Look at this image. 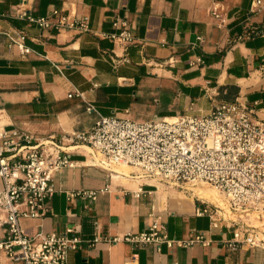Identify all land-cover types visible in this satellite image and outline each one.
<instances>
[{
	"label": "crops",
	"instance_id": "1",
	"mask_svg": "<svg viewBox=\"0 0 264 264\" xmlns=\"http://www.w3.org/2000/svg\"><path fill=\"white\" fill-rule=\"evenodd\" d=\"M18 9L87 15L88 30L40 27ZM117 20L133 42L109 36L123 30ZM4 32H23L29 52L9 47ZM73 89L83 97H68ZM87 102L103 116L135 121L205 115L239 102L264 120V0H0V125L61 138L72 162L53 176L47 213L20 218L24 232L71 229L80 242L65 264H264V248L228 244L229 221L196 212L209 204L193 189L140 177L133 167L128 174L103 169L87 144L67 139L94 124ZM83 191L95 198L75 194ZM155 219L171 246L122 240L148 232ZM198 234L201 241L181 244ZM113 237L121 240L107 241ZM0 264L20 263L0 250Z\"/></svg>",
	"mask_w": 264,
	"mask_h": 264
},
{
	"label": "built area",
	"instance_id": "2",
	"mask_svg": "<svg viewBox=\"0 0 264 264\" xmlns=\"http://www.w3.org/2000/svg\"><path fill=\"white\" fill-rule=\"evenodd\" d=\"M213 12L218 16L215 9ZM17 14L40 27L88 30L87 15L77 17L59 9H52L48 16H32L20 9ZM118 22L123 30L109 36L123 45L133 42L125 21L117 20L115 24ZM4 34L9 47L29 52L23 32ZM73 94L83 97L76 89L68 97ZM86 111L96 115L92 127L87 132H74L67 139L87 144L91 154L99 156L96 165L106 170L112 165H129L140 177H153L181 188L202 183L213 186L225 197L227 209L197 197L209 208L196 212L229 221L233 227L229 245L264 248V229L254 225L251 218L253 215L264 221V120L251 107L222 102L205 115L181 113L149 121L103 116L89 102ZM61 140L0 125V225H5L0 250L20 264H65L68 251L80 242L79 237L67 234L71 229L60 234L38 231L30 236L19 223L22 217L39 218L47 213V200L56 191L54 174L64 166H72ZM75 194L95 198L94 191ZM202 238L198 234L181 244L186 246ZM98 240L100 237L94 242ZM119 240L107 238L110 242ZM122 240L136 244L165 242L168 246L174 243L158 219L148 232L127 233Z\"/></svg>",
	"mask_w": 264,
	"mask_h": 264
},
{
	"label": "bare ground",
	"instance_id": "3",
	"mask_svg": "<svg viewBox=\"0 0 264 264\" xmlns=\"http://www.w3.org/2000/svg\"><path fill=\"white\" fill-rule=\"evenodd\" d=\"M90 149V148H89ZM93 156H95V159H98V155L97 154H92ZM129 166V165H127ZM131 167V166H129ZM132 168V167H131ZM130 168V169H131ZM115 171L117 172H122L125 174H128L129 171H124V170H120L119 168L115 167L113 168ZM133 169V168H132ZM204 186H195L193 187V191L195 193H197L199 196L205 198L208 201H211L215 204H217L220 207H224L226 208L225 202H224V196L223 194H221L216 188H214L213 186H210L208 184L203 183ZM255 222V221H254ZM257 222V221H256Z\"/></svg>",
	"mask_w": 264,
	"mask_h": 264
},
{
	"label": "rangeland",
	"instance_id": "4",
	"mask_svg": "<svg viewBox=\"0 0 264 264\" xmlns=\"http://www.w3.org/2000/svg\"><path fill=\"white\" fill-rule=\"evenodd\" d=\"M112 168H119L120 170H124V171H129L131 167L125 165V164H117V165H112L111 166ZM195 186H204L203 183L202 184H197ZM195 186H190V185H187L186 188L189 189V190H192L193 187ZM192 192V191H191ZM224 202H225V197H224ZM226 205V204H225ZM227 209V207L225 208ZM234 217V216H232ZM251 218H252V223L254 225H262L261 227H259V229H264V221H261L259 219H257L256 217H254L253 215H251ZM255 221V222H254ZM257 221V222H256Z\"/></svg>",
	"mask_w": 264,
	"mask_h": 264
}]
</instances>
